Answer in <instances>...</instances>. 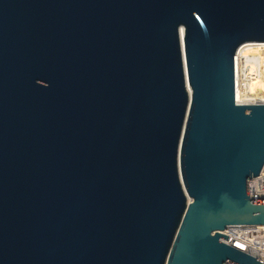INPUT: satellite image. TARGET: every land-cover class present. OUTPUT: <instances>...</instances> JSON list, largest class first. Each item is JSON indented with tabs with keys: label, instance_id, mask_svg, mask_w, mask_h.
Segmentation results:
<instances>
[{
	"label": "water",
	"instance_id": "obj_1",
	"mask_svg": "<svg viewBox=\"0 0 264 264\" xmlns=\"http://www.w3.org/2000/svg\"><path fill=\"white\" fill-rule=\"evenodd\" d=\"M264 0H0V264H264V102L234 55Z\"/></svg>",
	"mask_w": 264,
	"mask_h": 264
},
{
	"label": "built area",
	"instance_id": "obj_2",
	"mask_svg": "<svg viewBox=\"0 0 264 264\" xmlns=\"http://www.w3.org/2000/svg\"><path fill=\"white\" fill-rule=\"evenodd\" d=\"M241 46V45H240ZM234 55V81H235V101L241 102L236 98V90L239 84V48ZM264 168V166H263ZM261 173L250 180L249 192L252 199H264V169ZM220 233L229 235V238L220 236V241L236 247L260 260L264 261V224L234 223L228 224ZM225 264H237L227 260Z\"/></svg>",
	"mask_w": 264,
	"mask_h": 264
},
{
	"label": "bare ground",
	"instance_id": "obj_3",
	"mask_svg": "<svg viewBox=\"0 0 264 264\" xmlns=\"http://www.w3.org/2000/svg\"><path fill=\"white\" fill-rule=\"evenodd\" d=\"M237 64L240 72L236 98L241 102H264V40L244 42Z\"/></svg>",
	"mask_w": 264,
	"mask_h": 264
}]
</instances>
